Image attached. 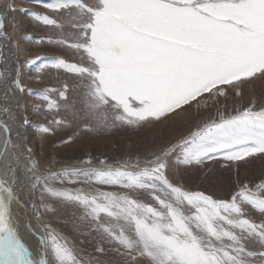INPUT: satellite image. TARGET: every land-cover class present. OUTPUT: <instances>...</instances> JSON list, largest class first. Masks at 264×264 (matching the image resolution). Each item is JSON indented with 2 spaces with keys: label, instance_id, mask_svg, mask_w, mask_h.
<instances>
[{
  "label": "snow or ice",
  "instance_id": "snow-or-ice-1",
  "mask_svg": "<svg viewBox=\"0 0 264 264\" xmlns=\"http://www.w3.org/2000/svg\"><path fill=\"white\" fill-rule=\"evenodd\" d=\"M33 2L66 16L19 9L56 29L47 42L70 50L72 58L35 56L26 63L38 74L63 71L73 82L36 91L24 86L18 64L0 72V264H37L18 234L13 205L37 217L49 234L39 236L54 257L48 264H264V177L255 191L241 183L227 199L188 190L183 182L216 166L264 163V97L231 112L217 108L186 134L153 142L117 167L53 171L40 166L28 145L31 121L21 95L39 97L34 108L44 119L35 126L41 138L77 126L61 143L79 133L166 127L193 105L209 107V99L264 81V0ZM4 9L0 37L9 41L15 0ZM2 48L6 64L18 55L9 51L5 59ZM92 181L118 190L88 194L64 187ZM67 205L82 210L79 219L98 236L97 254L113 259L81 261L52 234L43 214Z\"/></svg>",
  "mask_w": 264,
  "mask_h": 264
},
{
  "label": "rangeland",
  "instance_id": "rangeland-1",
  "mask_svg": "<svg viewBox=\"0 0 264 264\" xmlns=\"http://www.w3.org/2000/svg\"><path fill=\"white\" fill-rule=\"evenodd\" d=\"M7 2L8 0H0V11L5 10L4 6ZM15 5L17 11L14 14V23L10 24L7 29L12 38L9 41H4L0 37V45H3L2 51L5 53V59H7L9 51L18 52V55L11 57L7 64L4 59H0V72H3L6 67L15 69L18 64L24 86L27 89L36 91L55 88L63 82L71 84L73 80L70 74L55 70L38 74L35 71L36 65L26 63L27 60L35 56L71 59L72 53L70 50L47 42L48 37L56 38V29L35 21L29 16L28 12H22L19 9L34 10L61 20H65L66 16L52 13L40 4L33 2V0H15ZM11 16L12 14H9V18ZM29 34L32 39H25L24 37ZM36 38L45 39L38 43ZM16 43L19 44L18 49L13 47ZM21 95L24 105L23 112L27 114L28 119L31 121L26 128L28 145L33 149L34 156L42 168L50 167L53 171H58L66 167H117L125 161H134L142 150L153 142L167 141L181 134H186L190 126L205 117L213 116L217 108H226L228 112H231L241 105L246 106L252 100L259 102L264 97V81L255 80L242 85L239 89L229 90L227 98L220 96L209 99L207 101L209 107H204L203 102L200 107L193 105L189 115L178 117L170 125L163 128L159 124H154L139 130L123 127L102 134L79 133L70 143H61V141H66L69 136L77 133V126L73 125L41 138L35 126L44 123V119L41 113H38L34 108V105L39 103V97L35 94L29 95L27 92ZM69 95L71 96V93ZM58 102L62 103L59 100ZM65 115L61 112V116ZM110 116L111 114H109V118ZM192 130L195 129L192 128ZM262 177H264V163L260 160H254L239 168L228 169L223 166H216L211 171L208 169L195 171L185 175L183 182L188 190L212 192L219 198L227 199L229 194L238 190L241 183L248 184L255 191V184ZM55 186L60 187L61 185ZM64 187L83 188L88 194H94L97 191L118 190L95 181L87 184L64 185ZM12 211L17 221L18 234L29 250H31L30 246L35 247L34 242L39 231H42L46 238L49 236L48 233L44 232V227L37 217L31 213L26 215L21 213L15 205H13ZM81 215L82 210L67 205L58 207L55 214H43V222L54 230L52 234L58 235L61 243L67 242L66 246L79 260L93 262L102 260L107 262L113 259L110 254L103 256L97 254L96 248L100 245L99 238L96 233L89 231V225L86 221L79 219ZM46 250L50 262L54 257L50 248L46 247Z\"/></svg>",
  "mask_w": 264,
  "mask_h": 264
},
{
  "label": "bare ground",
  "instance_id": "bare-ground-1",
  "mask_svg": "<svg viewBox=\"0 0 264 264\" xmlns=\"http://www.w3.org/2000/svg\"><path fill=\"white\" fill-rule=\"evenodd\" d=\"M12 209H13V207H12ZM21 219V218H20ZM40 224V223H39ZM29 227V226H28ZM24 230V229H23ZM37 230V229H36ZM23 234H24V232H23ZM22 234V235H23ZM38 236H37V239H35V247L34 248H32V246H30V249L31 250H29L30 252H31V254H32V259L33 260H35L36 262H37V264H39V261L41 260V259H44L45 261H46V264H48V262H49V257H48V251L46 250V246H44V245H41L40 244V242H39V236L40 235H44V233L42 232V231H39L38 232V234H37ZM30 237V236H29ZM28 238V237H27ZM25 239V238H24ZM21 240H23L22 238H21ZM32 241H34V240H32ZM28 242V241H27ZM26 242V243H27ZM24 244H25V242H23ZM31 243V242H30ZM26 245V244H25ZM27 246V245H26Z\"/></svg>",
  "mask_w": 264,
  "mask_h": 264
}]
</instances>
